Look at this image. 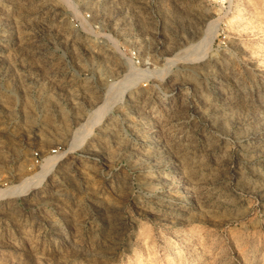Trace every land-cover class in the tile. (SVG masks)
I'll return each instance as SVG.
<instances>
[{"label":"rangeland","instance_id":"1","mask_svg":"<svg viewBox=\"0 0 264 264\" xmlns=\"http://www.w3.org/2000/svg\"><path fill=\"white\" fill-rule=\"evenodd\" d=\"M0 264H264V0H0Z\"/></svg>","mask_w":264,"mask_h":264},{"label":"bare ground","instance_id":"2","mask_svg":"<svg viewBox=\"0 0 264 264\" xmlns=\"http://www.w3.org/2000/svg\"><path fill=\"white\" fill-rule=\"evenodd\" d=\"M43 251H46V249H43Z\"/></svg>","mask_w":264,"mask_h":264}]
</instances>
